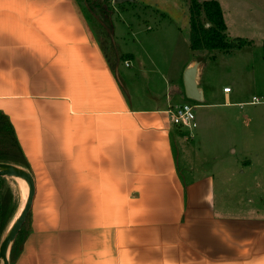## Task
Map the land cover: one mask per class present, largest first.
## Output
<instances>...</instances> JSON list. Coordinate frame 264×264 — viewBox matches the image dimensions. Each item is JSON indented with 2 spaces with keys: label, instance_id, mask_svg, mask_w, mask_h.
<instances>
[{
  "label": "crops",
  "instance_id": "1",
  "mask_svg": "<svg viewBox=\"0 0 264 264\" xmlns=\"http://www.w3.org/2000/svg\"><path fill=\"white\" fill-rule=\"evenodd\" d=\"M227 1L229 37L264 46V6ZM159 9L162 26L142 19L139 47L117 46L112 70L81 0H0V111L34 181L12 264H264V143L238 157L233 142L188 145L170 112L216 105L202 86L211 54L183 59L187 33ZM190 69L198 100L185 93ZM226 87L221 106L246 105Z\"/></svg>",
  "mask_w": 264,
  "mask_h": 264
},
{
  "label": "rangeland",
  "instance_id": "2",
  "mask_svg": "<svg viewBox=\"0 0 264 264\" xmlns=\"http://www.w3.org/2000/svg\"><path fill=\"white\" fill-rule=\"evenodd\" d=\"M138 1L140 0H133L132 2H125L118 5L111 1L108 4L106 9L113 10L114 12V17H111L114 39L111 34L110 40L102 37L104 36V32L102 28H99L100 25H97V19H95V15L100 12V8L94 7V1H90V7L84 5V2L81 3V6L83 4V12L91 26L94 36L101 47L104 48L111 63H114L115 60L114 49L117 50L120 47L119 50L121 49V53H124L132 48L139 47L140 38L144 33H147V27L142 22V19H147L150 22L154 29L152 32L156 31L158 26H162L163 21L160 19L161 12L159 9L161 7L164 8L165 13L172 14L177 18L179 22L178 26L184 33H187L186 39L189 43L188 11L190 8V0H149L148 3L151 5L149 8L146 6L143 7L142 4L143 1L147 0H141L142 2H139L140 4ZM233 1L237 2L235 0ZM233 1L228 0L227 3L225 2V6L234 3ZM252 1L264 6V0ZM239 4L242 5V8L239 9L240 14L247 17L245 24L257 27L256 19H259V13L248 5L247 2H239ZM225 14L227 20H230L228 12L225 11ZM201 19L203 23H206L203 18ZM160 21L161 23H159ZM206 27H208L207 24ZM226 34L228 39H234L229 37V33ZM258 37L259 39L255 40V43H252L251 46L253 47L251 49L235 50L230 53L202 51L194 54L190 50V47H188L186 56L182 54V58L186 60H190L194 55L196 57L202 56L205 59L209 58L211 54V58L201 67L202 86L206 89V92L211 91L216 94V98L212 101L216 105L194 109L196 127L191 132L187 130L183 131L186 142L190 147L197 149L200 145H206L208 148L209 144L216 145L233 142V148L234 146L238 147L236 154L238 157L242 151H245L242 148L246 144L264 143V103L257 105L246 104L240 108L235 106L224 107L221 106L223 101L220 99L224 86L233 89L231 97L235 102L247 103L251 100L252 96L264 98V46L261 43V35H258ZM111 43L114 49L111 47ZM179 45L181 49L182 44L179 43ZM188 101L191 102L190 100ZM204 129L208 131L207 137L202 134ZM199 132L204 136L201 139ZM204 153H206L205 150ZM208 154L203 155L207 160L211 158ZM0 186L2 187V192L8 193V198H10V203L4 218L8 222L13 215H17L20 211L24 197L13 178H6L0 181Z\"/></svg>",
  "mask_w": 264,
  "mask_h": 264
},
{
  "label": "trees",
  "instance_id": "3",
  "mask_svg": "<svg viewBox=\"0 0 264 264\" xmlns=\"http://www.w3.org/2000/svg\"><path fill=\"white\" fill-rule=\"evenodd\" d=\"M95 2L94 7H99L100 12L95 15L97 19V25L102 28L104 32L103 38L111 39L112 24L111 17L113 16V10L106 9L111 0H81L84 5L89 6L91 2ZM86 3V4H85ZM83 9V4H82ZM203 18L206 23L202 22ZM206 24L208 27H206ZM111 42V41H110ZM247 42L241 38L228 39L226 34V26L223 20L222 11L217 0L202 1L190 0L189 8V47L191 51H207V52H224L230 53L236 49H241L246 46ZM101 46V45H100ZM111 47L112 43H111ZM102 48V47H101ZM114 49V47H113ZM105 53L104 48H102ZM116 56V49L113 50ZM106 55V53H105ZM107 61L112 70H114L113 64L109 61L106 55ZM0 163L17 165L29 172L27 162L23 156V153L17 142L14 129L9 118L0 111ZM5 178H0V181ZM10 203L8 193L2 192L0 186V242L15 218L13 215L8 222L4 220L5 213ZM28 219V217H27ZM27 219L22 229L18 233L16 239L12 243L9 252V264H12L17 258L22 249L23 242L28 234Z\"/></svg>",
  "mask_w": 264,
  "mask_h": 264
},
{
  "label": "water",
  "instance_id": "4",
  "mask_svg": "<svg viewBox=\"0 0 264 264\" xmlns=\"http://www.w3.org/2000/svg\"><path fill=\"white\" fill-rule=\"evenodd\" d=\"M114 4H122L125 2H132L133 0H111ZM194 70H187L185 74V93L189 99L198 100L196 94V87L193 81ZM0 178H19L26 182L28 193L25 203L18 214L15 216L9 227L7 228L1 242H0V264H9L10 247L16 239L18 233L26 222L28 214L31 209L33 195H34V181L31 174L23 168L6 163H0Z\"/></svg>",
  "mask_w": 264,
  "mask_h": 264
},
{
  "label": "built area",
  "instance_id": "5",
  "mask_svg": "<svg viewBox=\"0 0 264 264\" xmlns=\"http://www.w3.org/2000/svg\"><path fill=\"white\" fill-rule=\"evenodd\" d=\"M230 90V88L226 87L223 89V92L229 93ZM262 103H264V98L253 96L246 104L257 105ZM243 105L244 104H241V106ZM194 109L195 107L190 104H183L177 107L170 112L171 123L177 127L186 129L188 132H191L196 127Z\"/></svg>",
  "mask_w": 264,
  "mask_h": 264
},
{
  "label": "bare ground",
  "instance_id": "6",
  "mask_svg": "<svg viewBox=\"0 0 264 264\" xmlns=\"http://www.w3.org/2000/svg\"><path fill=\"white\" fill-rule=\"evenodd\" d=\"M15 182L17 183V185L19 186L21 192H22V195L24 197V201H23V204L21 206V208L23 207L24 203H25V200H26V197H27V193H28V187H27V184L24 180L22 179H19V178H14ZM20 208V210H21Z\"/></svg>",
  "mask_w": 264,
  "mask_h": 264
}]
</instances>
